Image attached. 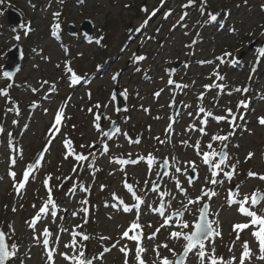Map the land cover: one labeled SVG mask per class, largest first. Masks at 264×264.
Returning a JSON list of instances; mask_svg holds the SVG:
<instances>
[{
  "label": "rangeland",
  "instance_id": "1",
  "mask_svg": "<svg viewBox=\"0 0 264 264\" xmlns=\"http://www.w3.org/2000/svg\"><path fill=\"white\" fill-rule=\"evenodd\" d=\"M191 3L3 0L0 4V90L7 93L0 94V229L15 252L14 264H78L86 253L92 258L87 264L126 260L138 264L137 242L122 237L137 215L145 264H161L162 257L175 259L168 249L180 254L186 244L170 236L182 230L178 218L161 225L175 210H183L188 198L209 189L216 195L188 205L182 219L195 221L208 202L210 219H218L221 235L205 242L208 255L203 261L196 250L186 264H210L213 248L227 264H241L245 241L251 255L242 264H264L253 235L258 226L240 231L237 239L233 225L250 223L251 218L238 211V204L228 203L230 190L237 187L238 199L257 189L264 192V180L247 175L249 171L264 175V125L259 122L264 117V56L259 52L264 49V0H202L200 8L188 10ZM226 4L229 7L223 10ZM9 8L21 12L23 26L8 23ZM85 19L93 22L91 35L80 30ZM57 23L60 27L53 35ZM70 23L78 28L76 34H69ZM17 44L25 60L11 79L3 75L5 52ZM69 66L79 77L77 82ZM117 86L127 97V107L120 113L113 98ZM61 113V123L54 127ZM102 113L107 118L103 127ZM218 116L226 119L217 121ZM116 119L119 131L107 137L104 133ZM217 135L228 138L213 140ZM224 145L228 160L215 177L223 183L211 184L203 153L220 152ZM43 148L44 157L24 182V173ZM81 155L85 159H77ZM164 159L170 170L153 191ZM231 165L235 174L229 180L224 172L231 171ZM191 169L196 178L189 184ZM133 192L143 203L125 212L124 204L139 203ZM162 192L170 195L161 196ZM49 199L54 205L40 213ZM162 202L165 216L152 211ZM251 210L264 215V202ZM38 214L41 218L35 220ZM45 229L51 233L47 245ZM152 233L155 238L149 239ZM12 258L8 264H13Z\"/></svg>",
  "mask_w": 264,
  "mask_h": 264
},
{
  "label": "snow or ice",
  "instance_id": "2",
  "mask_svg": "<svg viewBox=\"0 0 264 264\" xmlns=\"http://www.w3.org/2000/svg\"><path fill=\"white\" fill-rule=\"evenodd\" d=\"M3 0H0V3H2ZM146 11V9H145ZM57 17L59 16V13L55 14ZM212 19H215V17L213 16ZM147 22V21H146ZM60 27V25L57 23L53 26L54 31H53V35H56L55 29H58ZM30 30V29H29ZM17 39H19V36L16 37ZM260 55L264 56V49L259 50ZM225 56H230V53H225ZM137 60H142L144 59V57H137ZM221 60V62H224V57H220L219 58ZM236 61L233 60L232 63H235ZM70 64V62H69ZM69 72L72 73V79L73 82H77L79 80V77L73 72V70L71 69V67L69 66L67 69ZM4 77H12L13 73L5 71L3 73ZM44 83H47V81H45ZM206 87L211 88V85H206ZM218 87L223 88V85H218ZM33 91H36V89H33ZM236 91H240V89H236ZM244 91H247V89H244ZM0 94L3 95H7L6 92H3L2 90H0ZM158 95V94H157ZM201 112H204L205 109L201 107L200 109ZM229 113H231V109L228 110ZM209 115H211V113H209ZM61 118H62V113L58 114L56 119H55V124L54 127L56 125H59L61 123ZM97 119H99V116H97ZM215 119L217 121L219 120H224L226 119V117L224 116H218L215 117ZM259 122L264 125V117H261L259 119ZM205 124H207V120L204 121ZM99 127V126H97ZM0 131H3L2 128H0ZM117 131H119L117 129ZM201 131H203V129H201ZM104 135H108V133H104ZM227 136H213V140H219V141H226L227 140ZM69 143L70 142H66ZM161 143H163V141H161ZM198 147V145H197ZM208 147L211 149L212 148V144L209 143ZM227 145H224V148H226ZM252 156V153H249V158ZM219 157L217 162H214L215 158ZM77 159H85L84 156H78ZM141 159H143V157H141ZM153 158L150 156L148 158V162L152 163ZM228 160V153L227 151L221 150L220 152H217L215 150L209 151V152H204L203 153V161L206 165L209 166V169L211 171L212 174V179L209 181L211 184H217V183H223V181H218L215 177L220 175V173L223 171V168L221 167L222 165H225L227 163ZM15 162V161H13ZM137 161H125V160H120L119 163L124 164V163H136ZM192 163L193 168L195 167L193 162ZM231 171L229 172H224V175L231 180L232 177L235 174V165H231ZM32 171V168L30 167L28 171H26L24 173L23 176V181L27 182L28 178H29V173ZM177 172L180 171L179 168L176 169ZM11 175L13 177H15V173H11ZM249 177H256L258 176V178L260 180H264V175L255 173V172H251L249 171L247 174ZM50 179V178H49ZM21 182L19 187L23 188L25 186V183ZM192 183V180L189 179V184ZM129 191H132V185L130 184H126L125 185ZM177 187L180 188V191L182 193H184L185 195H187V190L180 187L179 183L177 182ZM153 191H156V188H153ZM49 193H51V189L49 188ZM170 195V193L167 192H162L161 196H168ZM216 193L214 190L209 189L206 192H203V195L201 196H197L195 199L192 198H188V205H192V204H198L201 200H203L205 197H211V196H215ZM133 196L135 197V200L138 201L139 203H137L134 206H129L127 204H124V202L121 200L120 203L124 204L123 210L125 212H131L133 210V207L135 208H139L140 204L143 203V200L140 196L136 195L133 192ZM239 196V187L236 188L235 191H231L229 192V197H228V203L229 206H231L232 204H238L239 208L238 211L242 214L245 215L247 217L251 218L250 223H241V224H235L233 225V231L237 232V239L239 238V232L249 228V227H253V226H258V230L255 231L253 233V235L258 239L259 244H260V250L262 253H264V215H258L256 211L251 210L253 207L257 206L258 204H260L261 202H264V192L260 191V190H256L254 191L251 196L249 195H244L242 199H238ZM86 203V202H85ZM49 205H54V201L52 199H49L48 203L46 205H44L43 207L40 208L39 212L40 213H47L49 211ZM188 205L184 206L183 210L177 209L175 210V212L166 217L164 220V225H161V227L165 226V225H169L172 223L173 218H178L176 219V223L179 225V227L182 229L181 231H173L170 233L171 238L175 239V240H180L181 238L186 241V244L183 248V252L181 254H177L175 252L174 249H168L173 257H175V259H169L168 257H162L161 258V264H186L187 262V258L189 256V253H191L194 249L197 250V255L198 258L203 261L204 257L206 255H208V253L205 251V241L208 240H213L215 239V237L220 236L221 233L220 231H218V226H219V221L217 220H210L209 219V205L205 204L203 207H201L199 209V216L198 218L193 221V222H189L187 220H183L182 218L185 215V212L189 211L188 209ZM85 212H87V209H84ZM152 211L159 213L160 216H165V206L164 203L162 202L160 204V206L158 208H153ZM218 215V214H217ZM41 217L38 214L35 217V220H39ZM213 225H216V227H214ZM34 226V224H33ZM149 227H151V225H149ZM187 229H191L190 231H184ZM133 232L134 234L129 236V232ZM159 231V229H157V232ZM44 235H45V239H44V244L47 245L49 243L47 237L51 235V233L45 229L44 231ZM156 233H152L148 238L149 239H153L155 238ZM6 234L3 232V230H0V264H5V261L8 260L11 256L15 255L14 251H10L9 250V245L6 243ZM122 237L124 238H129L131 240H134L137 242V249H136V259L138 261V264H145L144 260L141 258V253H143L144 251H146L143 247L140 246V241L142 240L143 237V232H142V225L139 223V215H137L136 220L130 225L128 230H125L122 234ZM84 239L87 240L89 239V237L84 236ZM102 239H107V238H102ZM15 245H12L11 248H15ZM159 247H161L160 245L157 246V256H159ZM162 247L164 248H168L167 244L162 245ZM245 251L242 253V260H241V264L243 262L244 258H249L251 255L250 249H248V244L245 241L244 245H243ZM105 251H110V249H105ZM122 252H125V255H127V250L125 248L121 249ZM52 258V253L51 251L49 252V259ZM262 259H264V256L261 257ZM210 259V264H227V262H225L223 260V257H216L215 256V248L212 249V254L209 257ZM233 259H235L233 257ZM78 264H87L85 259H80ZM125 264H127V260L125 261Z\"/></svg>",
  "mask_w": 264,
  "mask_h": 264
},
{
  "label": "water",
  "instance_id": "3",
  "mask_svg": "<svg viewBox=\"0 0 264 264\" xmlns=\"http://www.w3.org/2000/svg\"><path fill=\"white\" fill-rule=\"evenodd\" d=\"M8 21L13 26H20L23 23V16H22L20 11L14 9V8H10L8 10ZM77 30H78V28L74 24H71V23L68 24V32H69V34H76ZM80 30L83 33H85V34L90 35L93 32V22H92V20L91 19H85L80 24ZM6 56H7V62L5 64L4 72L8 71V72L13 73V76L11 78H14L20 72V70L22 69V63H23V57H24L22 47L19 44L12 46L6 52ZM177 67H178V65L174 66V69L177 68ZM113 97H114V100H115V103H116V110H117L118 113H120L124 109H126V107H127V97H126V95L123 92H119V86H117V88L115 89ZM173 115H175V112H174ZM106 119H107L106 116L104 115V113H102L101 116H100V122H101V126L102 127H103ZM117 128H118V120L116 119L111 124L110 128L108 129V132H107L108 135H106V136L109 137L112 134H114L115 131L117 130ZM223 150L227 151V148H223ZM45 151H46V148H43L41 151H39L37 153V155L35 156L34 160L32 161L31 168H33L39 162V160L44 157ZM169 169H170V163H169V161L167 159H164V161L162 162L161 167H160V172H159L158 177H157V179L155 181V184H154L155 188H157L161 184V182L163 181L164 177L168 174ZM189 178L191 180H194L196 178L195 169H191L189 171ZM205 204L208 205V202H206ZM209 219H210V217H209ZM5 238H6V243L8 244L7 236ZM195 251H196V249H194L191 253H189L188 258ZM188 258H187V260H188ZM8 260L5 261V264H8ZM85 260H86L87 263H90L92 261V258L88 255V253H86Z\"/></svg>",
  "mask_w": 264,
  "mask_h": 264
},
{
  "label": "trees",
  "instance_id": "4",
  "mask_svg": "<svg viewBox=\"0 0 264 264\" xmlns=\"http://www.w3.org/2000/svg\"><path fill=\"white\" fill-rule=\"evenodd\" d=\"M201 2H202V0H192V3L189 6H187V9L188 10H191V9L197 8V7L200 8L201 7V5H200ZM227 7H229L228 4L224 5L223 10L227 9ZM14 257L15 256H13L12 261H11V263H13V264H14L15 259H16Z\"/></svg>",
  "mask_w": 264,
  "mask_h": 264
}]
</instances>
